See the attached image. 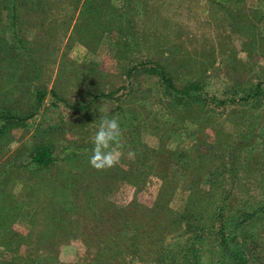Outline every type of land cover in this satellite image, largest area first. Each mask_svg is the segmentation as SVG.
<instances>
[{
  "label": "rangeland",
  "instance_id": "374dc122",
  "mask_svg": "<svg viewBox=\"0 0 264 264\" xmlns=\"http://www.w3.org/2000/svg\"><path fill=\"white\" fill-rule=\"evenodd\" d=\"M82 1L17 0L15 30L27 55L5 40L9 29L0 12V106L26 112L32 89L46 92L25 124L0 135V240L8 230L21 233L29 248L56 255L62 264L82 255L85 239L115 238L122 223L148 230L158 224V211L180 214L190 189H209L203 178L224 165L223 149L244 135L250 118L264 114V98L253 106H176L153 77L143 75L84 110L68 109L125 85L124 70L143 60L163 65L177 85L201 81L205 94L218 98L264 79V0H88L83 13ZM100 23L108 28L101 31ZM102 106L108 112L100 113ZM104 115H118L122 129L128 117L136 119L145 155L142 184L134 180L128 143L121 145L120 163L105 170L90 166L92 149L86 152L82 173L69 186L61 164L24 165L40 145L54 152L84 145ZM257 127V142L237 157L239 174L250 182L241 186L252 197L263 190L253 181L264 177V122ZM257 227L262 235L264 224ZM124 231L119 238L127 236ZM185 237L178 227L163 241L173 246ZM11 253L0 246V260Z\"/></svg>",
  "mask_w": 264,
  "mask_h": 264
},
{
  "label": "trees",
  "instance_id": "16d2710c",
  "mask_svg": "<svg viewBox=\"0 0 264 264\" xmlns=\"http://www.w3.org/2000/svg\"><path fill=\"white\" fill-rule=\"evenodd\" d=\"M79 1L76 0L77 3ZM88 7V0H83L80 5L82 13ZM2 11H5L9 29L5 40L17 53L27 55L29 49L15 30L17 0H0V12ZM94 22L92 21V25ZM101 27V31L108 28L103 23ZM135 75L153 77L169 103L176 106L193 105L202 108L212 104L224 107L227 104L239 103L253 106L259 99L264 98V79L245 84L243 87H233L230 96L218 98L205 94L201 81L187 79L181 85H177L163 65L143 60L124 70L125 85L108 93L96 94L84 104L76 106L68 104L66 107L74 111L84 110L90 107L97 97H112L120 89L132 87L129 84L136 80ZM45 94L44 89L33 88L31 105L26 112L15 113L5 106H0V135L10 127L25 124L39 109ZM50 94L55 96L53 92ZM135 120L128 117V125L122 129L121 145L128 143L135 157L134 180L137 177L138 183L142 184L144 181L142 177L145 174L142 161L145 155L141 151L143 145L137 142ZM262 122L264 114L260 115L258 120L249 119L244 135L229 142L223 149L226 154L224 165L205 174L204 183L209 189L201 194L195 192V189H190L180 214L168 215L165 212L170 210L165 209L157 212L163 214L159 215L160 220L154 229L141 230L139 226L129 225L127 222L118 226L117 235L113 239L101 241L85 239L82 241L84 247L82 255L67 264H264V232L260 235L262 228L257 227L260 223L264 224V177L260 176L253 181V184L260 186V191L262 188L263 190L257 194L259 196L252 197L241 186L250 182L247 183V178L239 174L241 166L237 164L239 150L257 142L259 136L257 126ZM83 144L69 145L57 152L46 144L40 145L33 149L24 165L44 168L61 164L65 173V185L69 186L75 181L74 177L82 173L79 166L81 156L93 148L91 138L85 140ZM218 176H221L222 184L219 191H214L213 186H217ZM163 205L164 201L161 203V206ZM178 227H182L183 233L186 234L184 242L168 246L163 241L165 233ZM121 231L127 236L119 238ZM6 234L7 237L0 240V246L12 252V257L6 261L0 260V264H62L60 261L57 262L59 258L56 255L29 248L26 235L20 236L21 233L16 234L11 230Z\"/></svg>",
  "mask_w": 264,
  "mask_h": 264
},
{
  "label": "clouds",
  "instance_id": "9594fccd",
  "mask_svg": "<svg viewBox=\"0 0 264 264\" xmlns=\"http://www.w3.org/2000/svg\"><path fill=\"white\" fill-rule=\"evenodd\" d=\"M100 113L108 112L106 106L99 109ZM121 120L118 115L111 117L104 115L92 136V154L89 158L90 166L97 170H105L117 166L121 161Z\"/></svg>",
  "mask_w": 264,
  "mask_h": 264
}]
</instances>
